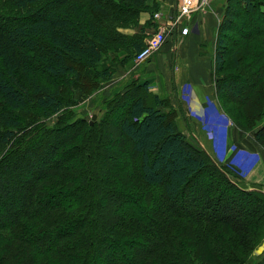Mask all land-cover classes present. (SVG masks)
Wrapping results in <instances>:
<instances>
[{"label": "trees", "instance_id": "16d2710c", "mask_svg": "<svg viewBox=\"0 0 264 264\" xmlns=\"http://www.w3.org/2000/svg\"><path fill=\"white\" fill-rule=\"evenodd\" d=\"M156 12L155 0H0V264H264V193L190 143L151 81L130 72L100 118L73 120L131 68ZM211 77L220 110L264 150V0H226ZM112 156L123 168L103 173ZM38 160L30 179L10 176Z\"/></svg>", "mask_w": 264, "mask_h": 264}, {"label": "crops", "instance_id": "0c3cea01", "mask_svg": "<svg viewBox=\"0 0 264 264\" xmlns=\"http://www.w3.org/2000/svg\"><path fill=\"white\" fill-rule=\"evenodd\" d=\"M155 1L162 17L155 20L157 27L147 30V34L163 27L166 42L145 64L133 66L119 76L120 82L125 84L130 72L140 81H151V91L167 98L177 111L180 132L190 143L205 151L216 164L238 168L244 183H250L249 188L258 186L264 191V150L252 141V136L241 134L227 123L214 96L211 74L215 36L226 0H205L200 12L180 20L179 28L173 22L183 0ZM148 19V14H141L140 24ZM184 26L189 28L187 36L180 34ZM263 253L264 249L255 255Z\"/></svg>", "mask_w": 264, "mask_h": 264}, {"label": "rangeland", "instance_id": "374dc122", "mask_svg": "<svg viewBox=\"0 0 264 264\" xmlns=\"http://www.w3.org/2000/svg\"><path fill=\"white\" fill-rule=\"evenodd\" d=\"M257 25L258 24L255 23L254 24V27L257 26ZM236 27H237L238 30L241 31V33L245 31V28L241 27L240 25H237ZM237 29H236V32L234 31L233 35H230V38H231L232 41L233 40L235 41L236 39L239 38L240 33L237 32ZM154 31H156V30H154ZM150 34L151 33H149L147 35L150 36ZM231 42H229V41L227 42V48H226L227 56H229L230 50H232V44H231ZM162 54L163 53H161L160 55H162ZM130 64L129 65L131 67L132 66H135L136 67V64H135V61L134 60ZM156 68L159 69L160 68V65L157 64ZM238 79L240 81L241 80H244V79H246V75L244 73H240V75H238ZM236 82H238V81H236ZM124 85H125L124 82H120V77H117L116 76L112 80V82H110L108 85H106L97 94H95L91 98L86 99L84 102H82L77 107H74V109L72 110V115L74 114L73 115V117H74L73 120H83L85 122H88L91 125L94 121L97 120V118H100V116H101V114H102V112H103V110L105 108V101H106L105 98L110 97L113 94V92L120 90L121 88H123ZM245 88H246L245 86H241V88L239 89V91L242 92ZM224 96L225 97H229V95L227 94V92L224 93ZM122 111H123V108L117 110L116 113L114 114L115 125H118L119 124V119L116 116H120V114L122 113ZM221 112H222V110H221ZM56 120H57V116L56 117H53L47 123L49 125H52V124L55 123ZM176 123H177V120H176ZM227 123L230 124L232 127L236 128L228 118H227ZM177 126H178V123H177ZM178 129H179V127H178ZM236 130L238 132H240L241 134L249 135L250 137L252 136L251 138H253V135L251 133H242L237 128H236ZM103 140H101V145H102V147L104 149H109L110 151H112V153H114V154L116 153V155H117V153L119 155L122 154V151H121L118 143L113 141L114 140L113 136H107V138L105 137ZM252 141H254V139H252ZM48 150H49V147L48 148L46 147V149H44V153L43 154L46 155V153L48 152ZM118 156L117 157L112 156V158H109L108 160H106L105 163H102V166L100 168V171H102L103 173L109 174L110 173V170H113V168L116 167V166H118L120 169L123 168V166H122L123 165V163H122L123 160L121 158H119L120 156L119 157ZM121 157H122V155H121ZM124 162H126V160ZM41 165H42V161L41 160H38L37 163H35V162L29 163V164L24 163V166L21 167V168L19 167L18 171H16V172H10V176L13 177V178H15V179H19V178L20 179L21 178L30 179V177L35 174L34 171L37 168L41 167ZM241 178H242V174H241ZM234 181H236V180H234ZM240 181H241V185L245 186L247 188V190H256L257 187H258V186H255V187L249 188L250 187L249 186L250 183H246L245 182L246 183V185H245V183L243 181V178ZM259 188L264 193V191L262 190V188L261 187H259ZM74 197L75 196H73L72 198H69V199H67V197H66V198H64V202L65 203L73 202L75 200ZM104 198L102 196L101 198L97 199L98 202H96V206L101 207V209H103V208L105 209V207L107 208V206L105 205V199ZM125 205H127V204H125ZM17 207L18 206H16L15 208H17ZM142 210H140V211L142 212ZM120 214L124 215L123 210H122V212ZM0 215L2 217L3 216V212L0 211ZM1 217H0V222H4V221H7L8 220L6 218L5 219H1ZM54 240H55L54 235H52V239H51L50 242L52 243ZM263 245H264V241L255 250L254 254L255 253H259L260 251H262L264 249V246ZM127 255L128 254H125V257H126V261H128V263H129V260H128L129 257H127ZM103 257H104V255L102 257L100 256V258H97V262L98 263H96V264H101V260L103 259ZM92 259H93V257H92ZM93 260H95V259H93Z\"/></svg>", "mask_w": 264, "mask_h": 264}, {"label": "built area", "instance_id": "2783aa9c", "mask_svg": "<svg viewBox=\"0 0 264 264\" xmlns=\"http://www.w3.org/2000/svg\"><path fill=\"white\" fill-rule=\"evenodd\" d=\"M205 0H183L182 5L179 6L178 15L173 22V26L179 28L180 20L189 18L193 14L200 12L204 5ZM162 14L156 12L153 14L154 20H160ZM180 34L187 36L189 34V28L184 26L181 28ZM167 31L163 27H159L156 31H153L150 36L145 39L144 47L135 55L134 61L136 64H142L146 62L153 54L158 52L166 42Z\"/></svg>", "mask_w": 264, "mask_h": 264}, {"label": "water", "instance_id": "95a60500", "mask_svg": "<svg viewBox=\"0 0 264 264\" xmlns=\"http://www.w3.org/2000/svg\"><path fill=\"white\" fill-rule=\"evenodd\" d=\"M94 119V118H93Z\"/></svg>", "mask_w": 264, "mask_h": 264}]
</instances>
